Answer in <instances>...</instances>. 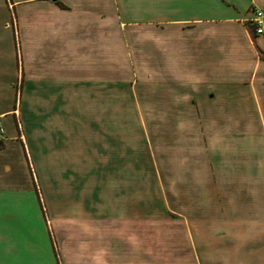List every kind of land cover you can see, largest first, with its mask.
Returning a JSON list of instances; mask_svg holds the SVG:
<instances>
[{"label": "crops", "instance_id": "0c3cea01", "mask_svg": "<svg viewBox=\"0 0 264 264\" xmlns=\"http://www.w3.org/2000/svg\"><path fill=\"white\" fill-rule=\"evenodd\" d=\"M256 10L264 0H0V264H61L58 224H108L140 195L142 164L197 264H264ZM101 230L86 252L107 250Z\"/></svg>", "mask_w": 264, "mask_h": 264}, {"label": "rangeland", "instance_id": "374dc122", "mask_svg": "<svg viewBox=\"0 0 264 264\" xmlns=\"http://www.w3.org/2000/svg\"><path fill=\"white\" fill-rule=\"evenodd\" d=\"M124 67L125 78L133 76L131 66ZM143 75L147 76L146 72L139 76ZM143 167L142 164L140 195L135 198H129L128 194L125 197L120 196L123 198L120 199L123 200V204L115 205L114 212L110 210L108 224H102L101 227L99 226L100 228L81 223L62 222L58 224L57 236L54 237L55 240L57 237L59 239L56 240V245L59 249L61 264H197L192 242L186 238L179 213H166L160 180L156 178L157 188L155 189L153 176L149 175L148 169L143 170ZM117 168L118 166L106 165L105 174L110 177L112 174L116 175ZM123 168L128 176L127 166H121L120 170ZM92 169L94 179L87 184L88 188L96 191L97 188H101L98 181L100 178L96 176L101 173V167L93 165ZM121 180L122 183L123 181L126 184L129 183L126 177ZM112 193L114 197L111 194H106V197L108 195L109 209H111V202L117 199L116 192ZM178 200H180L179 197ZM131 202L135 205L136 211L140 210L141 214L136 218H119L116 214L117 211L121 210L125 213L126 209L130 208ZM95 229H102L101 231L106 234L105 240L107 241L105 243L107 244L105 247L108 246L107 250L86 252L84 246L93 242L85 240L86 236H90L92 231L95 232ZM73 238L76 240H72Z\"/></svg>", "mask_w": 264, "mask_h": 264}, {"label": "built area", "instance_id": "2783aa9c", "mask_svg": "<svg viewBox=\"0 0 264 264\" xmlns=\"http://www.w3.org/2000/svg\"><path fill=\"white\" fill-rule=\"evenodd\" d=\"M254 33L256 35H263L264 34V12L261 10L255 11V16L251 20ZM4 139V130L0 124V142Z\"/></svg>", "mask_w": 264, "mask_h": 264}]
</instances>
